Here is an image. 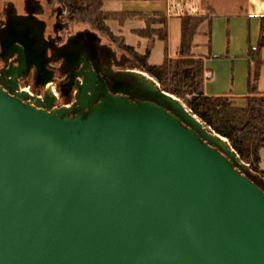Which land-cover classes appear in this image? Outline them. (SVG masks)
Masks as SVG:
<instances>
[{
  "label": "water",
  "instance_id": "1",
  "mask_svg": "<svg viewBox=\"0 0 264 264\" xmlns=\"http://www.w3.org/2000/svg\"><path fill=\"white\" fill-rule=\"evenodd\" d=\"M25 11L0 75V264H264V179L228 139L146 72L114 71L87 28L57 105L46 23ZM30 64L43 96L17 87Z\"/></svg>",
  "mask_w": 264,
  "mask_h": 264
},
{
  "label": "crops",
  "instance_id": "2",
  "mask_svg": "<svg viewBox=\"0 0 264 264\" xmlns=\"http://www.w3.org/2000/svg\"><path fill=\"white\" fill-rule=\"evenodd\" d=\"M101 10L114 15L105 20L111 33L139 54L149 50L148 62L152 65H160L165 54L170 58L179 57L184 16L209 15V25L207 22L200 25L191 49L192 55L203 61L204 93L228 96L237 106H245V98L251 95L247 84V55L249 47L255 48L264 34L261 23L264 0H212V3L211 0H104ZM127 14L151 15L146 18L152 21L149 25L142 18H125ZM148 27V35H141ZM262 54L264 60V48ZM255 93L264 95V64L259 70ZM263 151L264 148L260 151L262 170Z\"/></svg>",
  "mask_w": 264,
  "mask_h": 264
},
{
  "label": "trees",
  "instance_id": "3",
  "mask_svg": "<svg viewBox=\"0 0 264 264\" xmlns=\"http://www.w3.org/2000/svg\"><path fill=\"white\" fill-rule=\"evenodd\" d=\"M57 1L62 3L69 19L87 22L91 30L103 36L112 47L118 42L117 48L125 52L123 54L127 53L129 69L146 72L159 83L163 90L177 96L202 122L227 138L242 160L249 165V169L264 179V170L260 167V151L264 148V95L255 93L259 70L264 64V60L261 58L264 34L260 35L257 46L249 47L248 50L247 84L251 95L245 98V106L240 107L231 97L206 96L204 93L203 61L194 57L191 49L193 37L200 25L203 22H207L209 25V15L184 16L182 18L179 57L170 58L165 54L160 65H152L148 62L149 50L145 54H139L132 47L127 46L121 38L113 35L106 27L105 20L113 18L114 15L101 10L104 0ZM150 16L127 14L125 18H142L150 25L152 20L146 18ZM261 23L264 25V16L261 17ZM149 28L140 34L148 35ZM161 38L165 41V35H162Z\"/></svg>",
  "mask_w": 264,
  "mask_h": 264
},
{
  "label": "flooded vegetation",
  "instance_id": "4",
  "mask_svg": "<svg viewBox=\"0 0 264 264\" xmlns=\"http://www.w3.org/2000/svg\"><path fill=\"white\" fill-rule=\"evenodd\" d=\"M27 0H20L19 4L16 0H0V75H4L9 68L18 67L17 55L13 54L11 50L7 53L4 51V42L8 36H10L9 21L16 16H26V9L35 10L36 16L45 21L44 30V40H39L38 43L34 45V49L39 51V49L45 50L44 68L47 72H51L53 78V87L58 91H62L63 96H68L72 91V84L78 79L79 67L76 65L69 66L68 58L70 54L77 53L80 48L87 49L84 46L83 39L76 38L78 32L86 28L71 29V19L69 16L65 19V11H63L62 22L58 26L63 27L61 31L56 32L57 18L56 14L59 11L58 8L54 7V4L50 5L52 13L50 16L46 17L44 14V7L41 0L37 2H30ZM15 12V13H14ZM54 15V19L49 21L48 19ZM107 57L103 56L100 61L104 65ZM126 61L125 57L120 56L117 60V65L112 66L114 71L123 69L121 65ZM37 71L33 64H30L27 68V72L23 78L18 79L17 87L29 92L35 96H43L45 93V88L43 87H33V79L35 78ZM29 87V91L26 87ZM72 98L66 103H71ZM57 105H61L60 96L56 101Z\"/></svg>",
  "mask_w": 264,
  "mask_h": 264
},
{
  "label": "rangeland",
  "instance_id": "5",
  "mask_svg": "<svg viewBox=\"0 0 264 264\" xmlns=\"http://www.w3.org/2000/svg\"><path fill=\"white\" fill-rule=\"evenodd\" d=\"M19 1L20 0H16V2L19 4ZM41 3L43 4V7H44V9H45V11H44V15L46 16V17H48V16H50L52 13H54L53 11H51V8H50V5L51 4H54V7L55 8H62V10L63 11H65V16H64V18L66 19L67 18V16L66 15H68L67 14V12H66V10L64 9V7H63V5H62V3L61 2H59V1H57V0H41ZM211 3H212V0H211ZM54 19V15L53 16H51L48 20L49 21H52ZM78 28H87V29H91V27L89 26V24L87 23V22H81V21H79V20H76V19H71V29H78ZM98 34V33H97ZM116 44H118V42H116ZM113 45V47L115 48H113L111 45V47H112V49L117 53V57H120V56H123V57H125V59H126V61L124 62V64L123 65H121L122 66V68L123 69H129L128 67H129V59H128V57H126V55H127V53L126 54H123V53H125V52H122V51H120L118 48H117V45ZM119 45V44H118ZM262 53H263V50L261 51ZM261 53V58H263V54ZM130 56V55H129ZM263 153H264V151H263Z\"/></svg>",
  "mask_w": 264,
  "mask_h": 264
},
{
  "label": "built area",
  "instance_id": "6",
  "mask_svg": "<svg viewBox=\"0 0 264 264\" xmlns=\"http://www.w3.org/2000/svg\"><path fill=\"white\" fill-rule=\"evenodd\" d=\"M26 90H28V91H29V87H28V86L26 87Z\"/></svg>",
  "mask_w": 264,
  "mask_h": 264
}]
</instances>
